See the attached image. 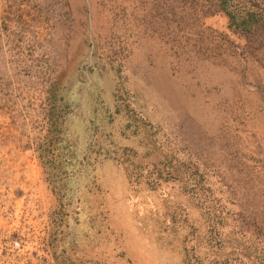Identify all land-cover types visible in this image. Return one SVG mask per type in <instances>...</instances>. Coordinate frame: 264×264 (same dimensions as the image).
I'll list each match as a JSON object with an SVG mask.
<instances>
[{"label": "rangeland", "instance_id": "obj_1", "mask_svg": "<svg viewBox=\"0 0 264 264\" xmlns=\"http://www.w3.org/2000/svg\"><path fill=\"white\" fill-rule=\"evenodd\" d=\"M192 3L0 0V264H264V30Z\"/></svg>", "mask_w": 264, "mask_h": 264}, {"label": "trees", "instance_id": "obj_2", "mask_svg": "<svg viewBox=\"0 0 264 264\" xmlns=\"http://www.w3.org/2000/svg\"><path fill=\"white\" fill-rule=\"evenodd\" d=\"M195 2L199 5L203 3L201 5L203 15L216 12L223 14L227 22L226 28L231 34L247 39L259 34V32L263 33L264 0H193L190 6L192 9L195 7ZM50 132L49 130L47 131L44 140L51 139ZM45 151L50 155L58 153V151ZM46 167L50 171L51 166ZM53 167L56 166L54 165Z\"/></svg>", "mask_w": 264, "mask_h": 264}]
</instances>
